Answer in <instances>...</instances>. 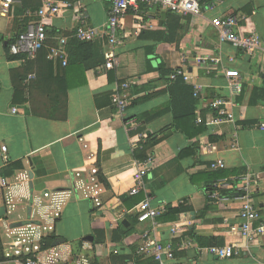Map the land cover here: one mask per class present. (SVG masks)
I'll return each instance as SVG.
<instances>
[{"label": "crops", "instance_id": "crops-1", "mask_svg": "<svg viewBox=\"0 0 264 264\" xmlns=\"http://www.w3.org/2000/svg\"><path fill=\"white\" fill-rule=\"evenodd\" d=\"M54 2L71 7L49 21V41L44 49L47 58L41 61L39 69L41 80L52 75L48 59L51 50L60 45L62 38H68V42L75 39L72 36L82 21L100 30L101 38L94 41L95 55L103 58L105 64L84 76L76 72L65 77V67L55 66L49 83L31 91L28 88L24 96L27 102L14 104L11 72L24 68L26 62L8 61L6 49L24 18L16 20L11 13L4 15L0 6V17L6 20L0 38V164L4 165L1 173L9 186L0 190V233L6 257H12L17 247L10 230L19 224L51 222V203L44 195L66 192L69 197L52 235L60 238L59 244H69L75 251L82 241V251L76 254L89 253L99 264H155L141 252L142 236L153 227L150 222H138L139 206L147 200L165 210L157 219L156 236L162 243H173L177 264H264V237L251 244L231 231L232 226L241 224V203L235 199L224 208L210 197L220 180L249 176L250 199L264 221V132L257 127L264 121V52L250 56L229 44H221L219 32L212 26V19L233 15L238 19V32L255 33L264 43V0H203V14L186 18L142 7L139 13L130 12L122 20L117 47L110 45L103 33L111 0ZM211 3H215L216 9L206 12ZM110 58L116 63L113 69L106 67ZM162 64L171 71L185 69L191 76V83L186 85L193 89L202 87L199 119L207 114L209 121L213 113L210 103L222 99L230 103L236 121L207 126L208 131L192 142L183 134L172 132L147 153L151 166L146 192L131 196L133 175L140 163L134 156V146L173 122V114L164 112L170 105V95L167 82L161 80L158 72ZM36 71L32 75H37ZM226 71L240 73V92L236 95L232 94ZM59 73L78 85L68 91L65 122L33 113L34 109L43 112L50 105L54 97L50 94L59 91L54 80ZM33 82L28 79L27 86ZM126 83L129 87L121 89ZM109 93L129 102L125 114L119 113L113 99L111 106H96V99ZM136 101L139 103L132 105ZM13 109H17L16 114ZM235 141L238 146L233 148ZM192 143L199 144V153L176 160ZM3 146L7 147L6 153L1 150ZM218 160L226 163V169L218 171L224 172L226 178L217 179L218 172L211 170ZM93 164L109 184V189L103 184L100 208L75 191V175L81 172L87 177ZM31 173L33 179L29 177ZM240 185V181L232 182L223 193L237 198ZM179 206L186 211L172 219L164 216L169 207ZM94 224L104 225V244L94 246V242L86 241V237L94 238ZM174 227L178 229L176 234L171 231ZM130 229L133 232L123 241L112 240L115 231ZM187 231L203 238H218L224 248L237 247L238 254L218 259L197 249L201 247L194 241L191 248L184 249L186 240L181 234ZM205 248L208 247L201 249ZM0 264L19 263L10 260Z\"/></svg>", "mask_w": 264, "mask_h": 264}, {"label": "built area", "instance_id": "built-area-1", "mask_svg": "<svg viewBox=\"0 0 264 264\" xmlns=\"http://www.w3.org/2000/svg\"><path fill=\"white\" fill-rule=\"evenodd\" d=\"M203 0H111L112 8L109 12L108 24L104 30V36L109 40V44L113 47L120 45L118 33L122 20L130 13H139L142 7L158 8L176 14L181 17L200 16L203 14ZM18 3L16 0H0L1 13L7 15L12 8ZM70 4H61L54 1H44L41 8L36 12L39 23L30 25L23 32L17 41L11 46L12 55H24L27 60H35L38 53L46 48L49 41L48 24L49 21L60 16L64 8H70ZM216 9L215 3H211L206 12H213ZM212 26L219 32V41L221 44H229L232 47L244 51L247 55H253L257 51L264 52V43L262 39L255 33L250 35H242L238 32V19L236 16L216 17L212 19ZM100 30L89 27L82 21L80 27L73 34V38L81 42H94L100 37ZM68 38H62L60 45L52 49L48 59L52 62H61L65 67L68 62ZM114 58H110L106 62L108 69L115 66ZM225 76L230 80L232 94L236 95L240 92V73L238 71H226ZM170 82L175 83L180 79L185 84L191 83L190 74L183 68L173 70L170 75ZM29 80H35V76H31ZM129 84L121 85V89L128 88ZM202 87H194V96H201ZM113 103L117 107L119 113L125 114L129 107V102L122 99L119 95L114 96ZM231 105L224 100H214L210 103V109L213 113L207 126H220L225 123H234L236 116L230 109ZM13 113H17V109H13ZM201 122V118L198 120ZM258 129L264 132V121L257 124ZM238 146L237 141L233 144V148ZM3 153L7 152V147L1 148ZM4 163L8 162L6 156L3 158ZM150 161L140 162L138 168L134 172V187L130 191L131 196L139 195L146 192V182L150 173ZM4 165L0 164V190L8 189V182L1 173ZM226 163L223 160L215 161L211 165V170L218 172L226 169ZM100 171L95 164L90 167L87 177L78 172L75 177L77 179L75 191L80 193L85 200L90 201L94 207L100 208L103 205L102 193L104 191L103 183L99 179ZM240 181L238 186L237 198L227 196L223 191L231 188V183ZM44 197L49 200L50 209L48 217L51 222H30L21 224L10 230L9 234L14 238L17 247L9 257L17 261L19 264H91V259L86 254H76L69 244H59L53 247H47L45 239L50 237L55 229V224L61 218L63 205L69 197L66 192L45 193ZM214 203L226 208L236 199L241 203L239 226H232L231 231L241 235L248 243L254 244L258 239L264 237V221H262L258 209L250 199V177L244 176L238 179H223L216 185V189L210 195ZM165 210L160 207H154L149 200L139 206L138 222L152 224V229L146 231L142 236L141 252L153 259L155 264H177L176 250L171 241L162 243L156 236V223ZM172 234H176L178 229L175 227L171 230ZM194 242L190 239L186 240L183 248H191ZM197 249L210 253L218 259H226L238 254V248L230 249L224 247H208L205 249Z\"/></svg>", "mask_w": 264, "mask_h": 264}, {"label": "trees", "instance_id": "trees-1", "mask_svg": "<svg viewBox=\"0 0 264 264\" xmlns=\"http://www.w3.org/2000/svg\"><path fill=\"white\" fill-rule=\"evenodd\" d=\"M44 1L48 0H19V4L15 5L10 13L17 20L19 18H24L23 24L18 28L17 32L14 34L13 38L8 42V47L6 49V57L8 61H24L26 66L24 68L13 70L11 72V79L13 83L14 104L26 103L24 98L26 91L29 88V91L33 87L39 85H45L49 83L50 79L54 75L55 66H62L61 62L55 64L54 62L49 61V66L51 67L52 75L49 78L41 80V75H39V69L41 68V61L46 60L47 55L44 53V49L38 53V56L35 60H27L24 55H12L10 52L11 46L17 41L19 36L27 30L30 25H35L39 23V18L36 15V12L41 8ZM59 2H67L74 4L75 0H52ZM6 20L0 17V28L3 30L0 31V38L4 35ZM95 43L94 42H81L77 39H71L68 42V62L65 66L63 76L68 74H73L80 72L81 75H85V72L96 69L105 64L103 58H98L95 55ZM35 69L38 71L37 75H32ZM158 72L160 74L161 80L167 82L168 88L167 91L170 95V105L164 112H170L173 114L172 125L168 128L163 129L158 134L150 135L145 141H142L138 145L134 146V156L137 161L144 162L148 159L147 153L149 150L156 147L160 144L167 136L172 132H178L183 134L189 141H193L199 136L205 134L208 131L207 127V114L202 115L201 122L197 116V108L200 102V98L194 96V89L191 86L186 85L181 79L175 83L170 82V75L173 71L168 70L165 64L160 65ZM77 74V73H76ZM31 76H35V82L29 87L27 86V81ZM59 91L50 96H54L50 99V105L47 106L46 110L39 112L33 110V113L42 118H46L53 121L65 122L68 120V91L78 86L75 83H71L70 80L63 78L61 73L57 74V77L54 78ZM64 81V82H63ZM123 85V84H122ZM59 93V94H58ZM243 91L241 92V95ZM115 94H105L96 99V106L98 108L104 106H111L112 99ZM139 101L134 102L132 105H137ZM200 151V146L198 143H192L190 147L184 149L176 160H182L195 156ZM224 172L216 173L217 179L226 178ZM3 174V173H2ZM100 181L104 186L109 189V184L100 176ZM211 192V191H209ZM208 192V193H209ZM186 209L184 207H169L166 215L167 219H172L180 214L184 213ZM123 229V228H122ZM93 236L94 243L93 245H100L106 242V230L103 224H94L93 226ZM130 230H118L113 233V241H123L132 233ZM185 240L191 239L196 242L201 248L204 247H223V243L218 238H203L195 234L193 231H187L181 234ZM47 247H53L56 243H60L61 240L55 235H51L45 239ZM83 242L80 241L76 248L77 252H81ZM86 256L89 257L92 261L91 264H99V261L96 257L91 258V254L86 253ZM12 259L6 257L4 253V246L0 233V263H5ZM154 264V263H153Z\"/></svg>", "mask_w": 264, "mask_h": 264}, {"label": "water", "instance_id": "water-1", "mask_svg": "<svg viewBox=\"0 0 264 264\" xmlns=\"http://www.w3.org/2000/svg\"><path fill=\"white\" fill-rule=\"evenodd\" d=\"M33 176H34V175L31 173L30 176H29L30 179H33ZM30 186L33 187L32 184H31ZM16 226L19 227V226H21V224L16 225ZM86 241H87V242H90V243H93V242H94V238H93L92 236H90V237H86ZM58 244H59V243H56L54 246H57Z\"/></svg>", "mask_w": 264, "mask_h": 264}]
</instances>
